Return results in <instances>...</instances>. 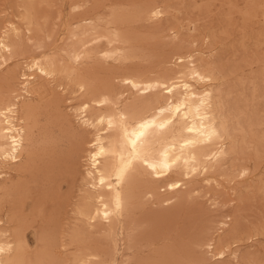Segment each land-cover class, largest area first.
<instances>
[{"label": "bare ground", "instance_id": "6f19581e", "mask_svg": "<svg viewBox=\"0 0 264 264\" xmlns=\"http://www.w3.org/2000/svg\"><path fill=\"white\" fill-rule=\"evenodd\" d=\"M53 1L21 0L20 18L25 29L14 22L0 24V69L24 54L23 33L30 34L28 40L34 34L51 35L49 26L54 18L50 12L54 3L62 2ZM89 1H70L68 13ZM249 10L246 16L250 17ZM92 13L67 19L63 35L72 43L57 49L59 56H33L26 61L18 76L19 89L3 91L11 75L0 78V264H117L126 238L132 244L125 247L134 248L138 234L132 220L138 207L146 205L144 201L154 198L167 204L188 197L185 192L190 191L195 178L206 182L215 179L233 151L247 146L242 133H254V127L262 124L261 119L257 124L252 117L247 118V107L227 108L225 94L216 84L217 73L201 63L196 52L176 55L184 64H177L175 71L170 68L171 75L143 79L139 73L126 75L125 70L124 75L116 73L118 83H114L108 77L86 74L87 65L99 57L126 61L130 58L127 53L131 54L123 46L128 36L116 27L114 15L104 18ZM164 14L160 5L141 12L151 19ZM102 40L108 47L90 48ZM58 74L73 80L80 93V103L74 108L79 126L69 123L60 112V102L46 98L49 83ZM43 115L66 133L67 149L43 148L44 142L51 143L50 135L41 132ZM87 132L92 134L88 140ZM51 155L61 164V173L64 170L75 178L76 166L85 162L77 188L71 185L64 191L61 176L57 178L56 171L44 162ZM247 172L241 167V176ZM220 223L217 231L228 225L226 220ZM231 233L208 240L206 246L213 257L223 258L236 242L235 230ZM231 256L237 261L238 249L231 251Z\"/></svg>", "mask_w": 264, "mask_h": 264}, {"label": "rangeland", "instance_id": "374dc122", "mask_svg": "<svg viewBox=\"0 0 264 264\" xmlns=\"http://www.w3.org/2000/svg\"><path fill=\"white\" fill-rule=\"evenodd\" d=\"M20 1L0 0V24L6 25L8 22H14L25 29L20 18L23 13V9L19 7ZM61 1L62 4L56 2L54 3L56 5L53 4V8L51 7L53 11L51 10L50 13L54 18L49 26L51 35L34 34L30 41L28 40V36L31 37L30 34L23 33L24 54L20 53L0 69V78L6 73L5 76L14 75V78L10 76L11 78L9 77L10 79L8 78V81L3 84V91H7L6 88L13 90L18 87L19 89L18 76L26 61H29L31 57L46 59L49 56L50 58L54 55L59 56L60 53L56 50H61L72 43L68 36L63 35L66 32L64 27L69 17H74V19L75 15L76 18L85 17L93 12V16L96 13L95 16L99 14L108 18L114 10V14L112 13L110 17L114 15L116 21L122 18L120 22H115V25L121 30L123 36L126 38L128 36L127 39L131 40L126 42L127 45L126 43L122 45L124 49H128L127 52L135 56L127 53L130 58L128 57L126 61L123 59L106 61L99 57L94 64L87 65L84 69L86 74L98 77V79L108 77L113 82L115 81L114 83H118L116 76L124 75L125 70L126 75L139 73L138 75H141L143 79L144 77L156 78L157 75L158 77L171 75L172 70L175 71L183 65L184 62H179L178 57L181 53L196 52L201 58L200 62L209 64L210 70L217 73L216 84L218 90L223 95H227H224V99L228 101L224 100L227 108H233L234 111L237 106L244 109L247 107L245 113L246 116L248 114L247 118L252 117L257 124L260 123L258 119L262 122L260 126L258 124L254 127V133H242L247 138L248 142L245 144L247 146L243 145L241 150L233 151L230 155V163L228 162L223 167V171L221 170L215 179L206 182L201 177L195 178L191 183L190 191L185 192L188 197L184 196L177 202L174 200L166 204L161 199L154 198L144 201V203L147 202L146 205L141 204L138 207L136 216L134 215L136 219L132 220L136 224L135 226L132 223L136 228L135 232L139 235L135 237L136 246L134 245V248L129 250L127 247L132 242L126 238L117 264H264V136H262L264 133V0H90L80 10L71 11V13H68V3L75 0ZM96 2H99L98 5ZM156 5L165 9L163 17L151 19L141 15V12ZM143 8L146 9L141 10ZM246 10L252 13L250 17L246 16L248 12ZM85 12L88 14L83 16ZM253 13H257L255 15L257 18H254ZM95 47L105 49L108 46L105 40H102L90 45V48ZM174 67L177 68L173 69ZM168 70L171 72L169 73ZM66 77L65 74H58L49 83L46 98L51 97L58 103L60 102L58 104L60 112L62 111L61 113L69 119L68 122L71 121L73 125L79 126L74 108L80 103L78 101L80 93L76 91L77 87H74L73 80L69 78L66 80ZM57 93L58 96H56ZM249 109L253 110V114L248 112ZM234 120L237 122L239 118L235 117ZM241 120L243 121V118ZM51 121L53 120L47 115L41 117V127L44 129L41 131L42 135H50L51 143H53L44 142L43 148L48 149L47 151L67 149L66 133ZM86 136L88 140L92 134L87 132ZM51 156L46 157L44 162L54 169L53 173L56 171L57 178L61 176L64 191H68L71 185L77 188L83 175L85 162L78 163L77 176L76 178L72 176V179L63 168L61 173V164L59 165L55 157ZM243 166L248 172L241 176L240 171ZM161 205L168 211H164L165 208L162 209ZM224 220L228 221V225L222 231L219 230L221 232L217 231L220 222ZM234 230L237 235L235 245L230 246L231 250L226 249L223 258L213 257L214 254H211L206 246L208 240H216L220 236L233 233ZM99 242L103 241L99 238ZM126 242H129L128 245ZM237 249L239 258L236 261L231 256V251Z\"/></svg>", "mask_w": 264, "mask_h": 264}]
</instances>
